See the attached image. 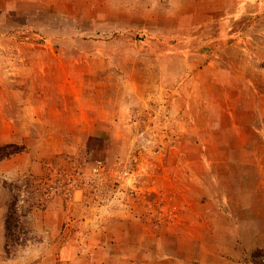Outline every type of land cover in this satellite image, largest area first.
Segmentation results:
<instances>
[{
	"label": "rangeland",
	"instance_id": "374dc122",
	"mask_svg": "<svg viewBox=\"0 0 264 264\" xmlns=\"http://www.w3.org/2000/svg\"><path fill=\"white\" fill-rule=\"evenodd\" d=\"M7 144L24 151L0 162V264L66 242L86 259L109 245L129 260L110 244L125 220L163 256L143 262L198 259L203 243L208 264H256L264 0H0ZM5 181L25 215L13 232L24 245L8 254Z\"/></svg>",
	"mask_w": 264,
	"mask_h": 264
},
{
	"label": "crops",
	"instance_id": "0c3cea01",
	"mask_svg": "<svg viewBox=\"0 0 264 264\" xmlns=\"http://www.w3.org/2000/svg\"><path fill=\"white\" fill-rule=\"evenodd\" d=\"M226 198V197H225ZM224 200V198H223ZM133 222H129V220H125L120 223H116L115 226L112 227V237L110 239L111 246H118L119 248L126 249L127 254L121 255L122 258H131V259H124L125 261L117 262L113 259L116 257L113 252L109 251L108 249L103 248V245L98 246L99 248H103L104 251H98L99 253V260L94 257L86 259L84 256H81L79 253V246L76 248V253L73 255L71 250L73 249L72 244L66 242L64 243L57 251V254H52L49 249V245H43L42 247L33 246L28 249L27 257L29 260L27 261L29 264H149L147 262H143V257H145V253L147 251H152V256L156 259L160 258V251H158V247L152 245L153 243L150 241V238L145 235V232L141 229L138 230L139 227H133ZM136 224V223H135ZM187 233L190 235L191 229L187 228ZM188 243H197V239H192L191 237L184 238ZM183 239V242H185ZM112 240V242H111ZM114 242V243H113ZM180 244V241L177 240ZM187 244V243H186ZM51 246V245H50ZM136 250L139 254L133 255V253L128 252L132 250ZM114 249V248H113ZM107 250V251H106ZM182 254V253H179ZM198 259H195L196 255L191 253L179 256L178 261H182V264H208L213 258V253L209 251L203 243L198 250ZM162 256V255H161ZM194 256V257H193ZM138 257V258H136ZM163 257V256H162ZM146 258V257H145ZM208 259V263L206 260ZM122 260V259H121ZM140 260V261H139ZM154 262V261H153ZM200 262V263H197ZM238 264H243L240 260L237 262ZM151 264V263H150ZM227 264H234L232 260H228Z\"/></svg>",
	"mask_w": 264,
	"mask_h": 264
},
{
	"label": "trees",
	"instance_id": "16d2710c",
	"mask_svg": "<svg viewBox=\"0 0 264 264\" xmlns=\"http://www.w3.org/2000/svg\"><path fill=\"white\" fill-rule=\"evenodd\" d=\"M23 151H24V148L17 144H7V145L0 146V162L6 159H9L14 155L20 154ZM3 185L7 189H9L10 192L13 193L12 202L9 206L8 216L5 221V227L7 231V234H6L7 241H6L5 250H6V253L8 254L11 252L12 245L9 244L11 240H13L18 245H21V246L24 245L23 244L24 241L20 242V237L17 235H14L13 232H14V229H18L20 227L21 223L23 222V218H25V215L23 216L20 214V209L18 206V196L14 194V184L8 183L7 181H5ZM253 258H254L253 259L254 263L264 264V251L263 250L255 251L253 253Z\"/></svg>",
	"mask_w": 264,
	"mask_h": 264
}]
</instances>
